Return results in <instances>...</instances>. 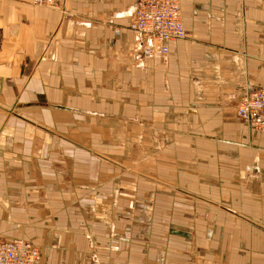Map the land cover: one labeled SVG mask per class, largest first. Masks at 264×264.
Listing matches in <instances>:
<instances>
[{
    "label": "crops",
    "instance_id": "0c3cea01",
    "mask_svg": "<svg viewBox=\"0 0 264 264\" xmlns=\"http://www.w3.org/2000/svg\"><path fill=\"white\" fill-rule=\"evenodd\" d=\"M179 1L185 36L139 58L137 0H0L1 240L40 264H264V134L235 113L264 87V0Z\"/></svg>",
    "mask_w": 264,
    "mask_h": 264
},
{
    "label": "built area",
    "instance_id": "2783aa9c",
    "mask_svg": "<svg viewBox=\"0 0 264 264\" xmlns=\"http://www.w3.org/2000/svg\"><path fill=\"white\" fill-rule=\"evenodd\" d=\"M34 5L54 6L57 0H30ZM129 28L135 34L131 55L152 58L169 55L170 44L185 36L179 0H137L130 12ZM236 116L253 132L264 134V87L242 92L236 100ZM41 252L25 239H0V264H40Z\"/></svg>",
    "mask_w": 264,
    "mask_h": 264
},
{
    "label": "rangeland",
    "instance_id": "374dc122",
    "mask_svg": "<svg viewBox=\"0 0 264 264\" xmlns=\"http://www.w3.org/2000/svg\"><path fill=\"white\" fill-rule=\"evenodd\" d=\"M141 129H148L149 133H152L153 127H151V122H134ZM130 122H119L118 125L114 128L117 133L116 136H112L113 143L122 150V156L128 161H133L134 163L144 162L147 153L144 150V142L146 137L136 136L132 137L127 135L128 130H130ZM154 129V128H153ZM150 142L154 144V148L157 151H161L163 147L169 144L170 140L168 137L158 136L157 132H153L148 138ZM95 258V257H93Z\"/></svg>",
    "mask_w": 264,
    "mask_h": 264
}]
</instances>
